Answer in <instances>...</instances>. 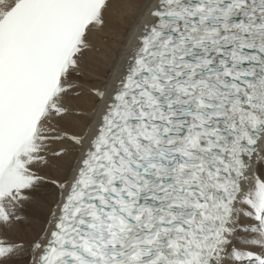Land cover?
Wrapping results in <instances>:
<instances>
[{
	"label": "snow or ice",
	"instance_id": "6c2138e0",
	"mask_svg": "<svg viewBox=\"0 0 264 264\" xmlns=\"http://www.w3.org/2000/svg\"><path fill=\"white\" fill-rule=\"evenodd\" d=\"M110 6L0 0V226L58 194L0 264H264V0H145L115 83L86 85ZM70 152L68 177L40 175Z\"/></svg>",
	"mask_w": 264,
	"mask_h": 264
},
{
	"label": "bare ground",
	"instance_id": "6f19581e",
	"mask_svg": "<svg viewBox=\"0 0 264 264\" xmlns=\"http://www.w3.org/2000/svg\"><path fill=\"white\" fill-rule=\"evenodd\" d=\"M145 0H110V8L105 13L106 25L100 33H95L90 36V42L93 45L90 51L84 54L82 60L83 76H74L73 79L84 83L86 85H94L96 87L102 86L104 82L114 84L112 79L113 73L117 71V66L120 62L122 51L128 44L135 26L140 23L138 15L140 6ZM113 39L116 44L108 46V51L105 53L106 39ZM113 42V43H114ZM105 54V55H104ZM86 91V89H85ZM69 108L74 110L90 111L92 104L90 98L69 96L66 100ZM63 126L69 132L79 134L82 129V121H75L69 119L62 122ZM59 147V145H55ZM65 147L71 148L70 144ZM75 153L70 152L62 160L54 161L52 167H44L39 169L42 176L48 178L64 179L71 174V167L75 160ZM50 159L51 156H50ZM264 162H257V174L264 173L261 167ZM263 170V171H262ZM46 183V182H45ZM42 183L35 190L46 192V195H35L30 201L26 202L22 208L19 209V215L23 219L14 221L11 226H2L0 230V238L10 241L24 243L30 245L34 240L38 239L47 225L51 210L54 208L58 194L53 186ZM42 189V190H41ZM246 218V217H245ZM247 219V218H246ZM248 220L241 219V223H248Z\"/></svg>",
	"mask_w": 264,
	"mask_h": 264
},
{
	"label": "rangeland",
	"instance_id": "374dc122",
	"mask_svg": "<svg viewBox=\"0 0 264 264\" xmlns=\"http://www.w3.org/2000/svg\"><path fill=\"white\" fill-rule=\"evenodd\" d=\"M109 14H110V12L108 13L107 17L109 16ZM107 17H106V18H107ZM98 33H100V32H98ZM105 41H106V44L104 45L105 48H103V50L105 51V53H107V51H108V48H107V47H108V46H112V45L114 46V45L116 44V42H114V40H113V39H110V38L106 39ZM113 42H114V43H113ZM111 44H112V45H111ZM104 55H105V54H104ZM261 169L264 170V166L261 167ZM263 170H262V171H263ZM45 184H46V183H45ZM46 185H49V184L47 183ZM49 186H51V185H49ZM41 190H42V189H41ZM35 193H36V194L38 193L37 195H42L43 193H44V194H43L44 196L46 195V192H42V193H41V191H37V192H36V191H33V192L30 193L31 198L35 197V195H36ZM34 194H35V195H34ZM32 196H33V197H32ZM241 219L248 220V219H246V218L243 217V216H241ZM247 222H248V221H247ZM0 230H3V229H2V226H0Z\"/></svg>",
	"mask_w": 264,
	"mask_h": 264
}]
</instances>
